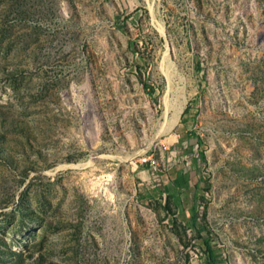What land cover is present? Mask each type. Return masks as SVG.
I'll use <instances>...</instances> for the list:
<instances>
[{
    "label": "rangeland",
    "instance_id": "rangeland-1",
    "mask_svg": "<svg viewBox=\"0 0 264 264\" xmlns=\"http://www.w3.org/2000/svg\"><path fill=\"white\" fill-rule=\"evenodd\" d=\"M176 136L204 159L167 214ZM204 239L264 264V0H0V264H206Z\"/></svg>",
    "mask_w": 264,
    "mask_h": 264
},
{
    "label": "crops",
    "instance_id": "crops-1",
    "mask_svg": "<svg viewBox=\"0 0 264 264\" xmlns=\"http://www.w3.org/2000/svg\"><path fill=\"white\" fill-rule=\"evenodd\" d=\"M169 144L170 147H164L165 149L168 148L169 150L172 151V156L170 153L171 157H168L166 159V163H167L166 165H168V168L170 167L171 164L170 161L171 160L174 161L173 157L177 155L176 150L181 152L180 157L183 156L185 160H187L188 158L190 159V160L188 159L190 161V165L188 164L189 162H186L189 165L187 169H181V170L178 169L176 171H173L172 172L173 177L170 173L172 169L167 174L168 176H166L165 174L161 175V180L163 184L167 186L166 195L177 196V198L180 199L181 202H183L181 198L182 194L180 193L181 189L183 188L185 191L193 190L191 196H193V198H196L197 196L196 193L197 191H199V182L201 180V178L197 174L198 159L199 158L202 159V156L200 155L201 151L199 149V146L197 145L196 138H195V143H192V138L186 137L185 139H181L180 136H176V139H172L171 141H169ZM184 148H186V150Z\"/></svg>",
    "mask_w": 264,
    "mask_h": 264
},
{
    "label": "trees",
    "instance_id": "trees-1",
    "mask_svg": "<svg viewBox=\"0 0 264 264\" xmlns=\"http://www.w3.org/2000/svg\"><path fill=\"white\" fill-rule=\"evenodd\" d=\"M196 141H197V145L200 146L201 143L197 138H196ZM200 155L202 156V159H204L202 152H200ZM170 198H171L170 196H167L166 205L164 206V210L166 211L167 214L171 213V210L169 208V202H168ZM203 246L205 248L204 249V255L206 257V264H216V260L214 258V251L211 248L209 241L204 239L203 240Z\"/></svg>",
    "mask_w": 264,
    "mask_h": 264
},
{
    "label": "built area",
    "instance_id": "built-area-1",
    "mask_svg": "<svg viewBox=\"0 0 264 264\" xmlns=\"http://www.w3.org/2000/svg\"><path fill=\"white\" fill-rule=\"evenodd\" d=\"M155 162L153 160H151V164L153 165Z\"/></svg>",
    "mask_w": 264,
    "mask_h": 264
}]
</instances>
